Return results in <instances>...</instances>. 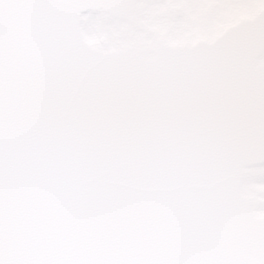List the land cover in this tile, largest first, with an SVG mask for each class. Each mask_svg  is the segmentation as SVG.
I'll list each match as a JSON object with an SVG mask.
<instances>
[{
    "label": "snow or ice",
    "instance_id": "1",
    "mask_svg": "<svg viewBox=\"0 0 264 264\" xmlns=\"http://www.w3.org/2000/svg\"><path fill=\"white\" fill-rule=\"evenodd\" d=\"M0 264H264V0H0Z\"/></svg>",
    "mask_w": 264,
    "mask_h": 264
}]
</instances>
